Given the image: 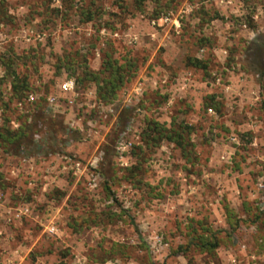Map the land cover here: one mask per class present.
I'll return each mask as SVG.
<instances>
[{
	"label": "rangeland",
	"instance_id": "374dc122",
	"mask_svg": "<svg viewBox=\"0 0 264 264\" xmlns=\"http://www.w3.org/2000/svg\"><path fill=\"white\" fill-rule=\"evenodd\" d=\"M53 8L50 0H0V125L35 119L33 138L63 149L33 157L0 148V264H264V0H74L65 14ZM106 51L136 62L107 103L78 81L83 61L98 70ZM190 57L206 69L190 66ZM7 58L35 102L12 97ZM69 77L77 85L71 98L58 88ZM51 93L59 101L49 108ZM150 119L191 125L192 158L168 141L146 147ZM64 157L80 160L81 174ZM24 203L33 214L9 220ZM48 210L54 235L41 225ZM201 239L218 244L207 250Z\"/></svg>",
	"mask_w": 264,
	"mask_h": 264
},
{
	"label": "trees",
	"instance_id": "16d2710c",
	"mask_svg": "<svg viewBox=\"0 0 264 264\" xmlns=\"http://www.w3.org/2000/svg\"><path fill=\"white\" fill-rule=\"evenodd\" d=\"M74 0H61V8H53L56 14L66 13L69 10H73ZM90 8V6L88 7ZM93 18V10L90 8L85 12L84 21L88 22ZM4 62L6 69V77H8L11 85V95L17 100H20L28 93L29 82L25 76H20L14 70L13 62L11 58H7ZM189 65L194 68L206 69L207 64L201 59L190 57ZM80 72L78 81L85 83L90 82L94 85L96 99L100 102L112 101L118 91L126 84L134 75L136 62L130 58L119 62L110 51H106L101 59L100 68L98 70H92L85 65ZM27 93V94H26ZM213 104V98L210 97L206 106ZM43 112V111H42ZM123 116L128 118L131 109L126 107L123 109ZM119 124V123H118ZM37 121L26 123L21 122L16 129H12L7 123L0 125V148L2 152L21 155V156H33L36 154H52L61 153L62 147H57V150L53 149V144L47 146L45 141H38L33 138V133L37 129ZM121 125H124L121 123ZM66 130V127H64ZM192 126L183 122H171L169 125L161 123L157 120L150 119L146 123V127L142 132V141L146 147H157L162 141L172 142L176 148L180 150L181 155L190 160L193 154V147L190 141ZM54 139V137H53ZM55 146V145H54ZM1 176V173H0ZM58 195H62L59 191ZM258 216V214H256ZM216 241H208V239H201L198 245L204 249L211 250L217 246ZM187 247L179 246L178 252L186 251Z\"/></svg>",
	"mask_w": 264,
	"mask_h": 264
},
{
	"label": "built area",
	"instance_id": "2783aa9c",
	"mask_svg": "<svg viewBox=\"0 0 264 264\" xmlns=\"http://www.w3.org/2000/svg\"><path fill=\"white\" fill-rule=\"evenodd\" d=\"M50 1L56 7H59V8L61 7V0H50ZM166 20H168V17L164 18V21H166ZM152 23H154V21ZM58 88L61 92H63L65 95H69L70 96L69 98H71V96L75 95L76 91H77L76 81L72 77L66 78L61 84H59ZM35 100H36V95L33 93H29L26 96L27 102L33 103V102H35ZM47 101H48L49 105L52 106L55 103H57L58 98L54 95H49L47 98ZM70 101H71V99H70ZM208 112H212V109L208 108ZM33 157H27V158H24V160L25 159L30 160V158H33ZM64 158L69 163V167L74 170L75 174H78V173L81 174L83 164L80 160L74 159L71 157H64ZM98 161H99V158L94 157L88 161V164L90 167L95 169V168H97V166L99 164ZM90 176L91 177H89L87 179V186L90 188H94L96 186V176L93 173ZM2 196L3 195L0 192V201L2 200ZM48 211L49 212L47 213V215L49 216V219L47 220L46 223H43L41 225L43 226L44 230L47 233L54 235V234H57L59 232V229H58V226L56 225V223L54 221L55 216L53 214L51 215V213H52L51 210H48ZM32 214H33V210L31 208L30 204L24 203L22 205H19L15 208L11 209V215L9 217V220L21 219L22 217H30Z\"/></svg>",
	"mask_w": 264,
	"mask_h": 264
},
{
	"label": "crops",
	"instance_id": "0c3cea01",
	"mask_svg": "<svg viewBox=\"0 0 264 264\" xmlns=\"http://www.w3.org/2000/svg\"><path fill=\"white\" fill-rule=\"evenodd\" d=\"M188 6L190 7V9H192L191 5H186V6H185V9H186V10H189V7H188ZM157 20L160 21V20H162V19H161V17H160V18H158ZM153 21L155 22V20H152V22H153ZM170 21H172L176 26H177V23L179 22L177 18H172ZM49 95H54V96L57 97V94H55V93H51V94H49ZM49 95H47V96H46V99H45L47 103H48L47 98H48ZM57 98H58V97H57ZM36 100H37V96H36ZM58 101H59V100H58ZM58 101H57V103H58ZM57 103H55V104L52 105V106H50L49 103H48V107H49V108H52L53 106H56Z\"/></svg>",
	"mask_w": 264,
	"mask_h": 264
}]
</instances>
